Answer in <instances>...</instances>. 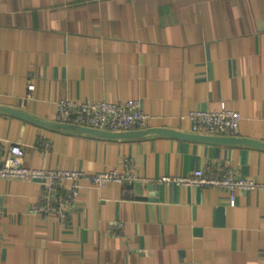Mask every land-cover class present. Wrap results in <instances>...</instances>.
<instances>
[{
    "label": "crops",
    "instance_id": "obj_1",
    "mask_svg": "<svg viewBox=\"0 0 264 264\" xmlns=\"http://www.w3.org/2000/svg\"><path fill=\"white\" fill-rule=\"evenodd\" d=\"M60 99H139L147 128L184 134L189 112L225 102L236 137L264 143V0H0V106L56 122ZM9 154L87 173L130 160L133 178L81 181L65 219L31 211L39 180L0 179V264H264L263 148L106 138L0 111V162ZM195 170L262 188L230 205L224 189L162 180Z\"/></svg>",
    "mask_w": 264,
    "mask_h": 264
},
{
    "label": "built area",
    "instance_id": "obj_2",
    "mask_svg": "<svg viewBox=\"0 0 264 264\" xmlns=\"http://www.w3.org/2000/svg\"><path fill=\"white\" fill-rule=\"evenodd\" d=\"M28 89L32 91L33 84H29ZM188 118L191 122L190 131L192 133L218 137L236 136L241 121L239 113L230 110L225 102H221L220 108L216 111L193 110L189 112ZM55 120L63 124L100 131L124 132L147 128L150 115L142 110L139 99H128L121 102L107 100L79 102L60 99L56 102ZM49 146L48 141L43 142L44 150H47ZM126 165L127 168L123 172L115 169L93 173L75 169H31L23 166L20 157L9 154L0 162V179L39 180L40 196L31 211L39 214L55 212L61 219H65L66 212L73 207L79 194L81 181L97 187L131 180L133 178L130 171L132 162L126 160ZM162 180L182 185L224 189L229 193L230 205L234 204V193L237 190L262 188L250 179L237 176L231 170L223 173L218 171L215 175L206 174L203 170H195L191 176L163 177Z\"/></svg>",
    "mask_w": 264,
    "mask_h": 264
},
{
    "label": "water",
    "instance_id": "obj_3",
    "mask_svg": "<svg viewBox=\"0 0 264 264\" xmlns=\"http://www.w3.org/2000/svg\"><path fill=\"white\" fill-rule=\"evenodd\" d=\"M0 111L19 116L28 121L45 125L47 127L55 128L58 130H67L73 132H83L94 134L97 136H102L106 138H137L141 136H146L149 134H157V135H167L178 138H188V139H196V140H206L211 142H222V143H232V144H246L250 146H255L264 149V143L256 140H250L246 138H238L236 136L233 137H218V136H205V135H195V134H184L180 132H175L172 130L160 129V128H145L141 130H132V131H124V132H108V131H100L95 129H90L82 126H76L71 124H63L59 122H45L41 120H37L36 118L29 116L23 112L6 108L0 106Z\"/></svg>",
    "mask_w": 264,
    "mask_h": 264
}]
</instances>
